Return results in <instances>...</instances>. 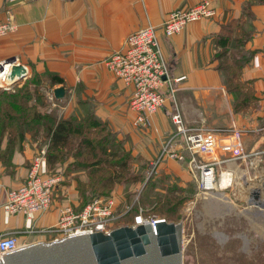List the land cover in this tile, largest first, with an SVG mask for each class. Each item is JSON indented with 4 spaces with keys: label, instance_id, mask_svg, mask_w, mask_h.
Returning a JSON list of instances; mask_svg holds the SVG:
<instances>
[{
    "label": "crops",
    "instance_id": "obj_1",
    "mask_svg": "<svg viewBox=\"0 0 264 264\" xmlns=\"http://www.w3.org/2000/svg\"><path fill=\"white\" fill-rule=\"evenodd\" d=\"M202 1L213 4L215 18L189 24L173 37L163 34L170 13L190 9ZM9 18L18 30L0 38V61L14 60L26 68V75L8 92L14 93L16 88L37 80L30 87L39 86L44 105L36 96L27 104L35 105L38 112L57 111L60 120L61 116L70 117L78 99L89 101L96 119L105 122L119 139L131 138L135 153L152 161L176 131L171 114L177 104L189 128L228 129L226 136H221L228 144L224 158L235 156L238 144L251 155L246 160L227 162V172L233 179L256 167L260 168L256 173L264 171V0H0V23ZM149 25L158 30L175 100L166 86L165 107L144 123L129 107L132 89L105 62L125 49L131 34ZM233 43L237 46L231 50ZM232 54L236 61L242 60L240 81L252 91L242 107H237L236 92L227 89L225 73L219 68L221 56ZM52 76L62 77L64 83H55ZM179 78L184 79L175 81ZM61 86L66 89L64 99L69 98L62 114L60 103L64 99L54 96V90ZM9 141L5 133L0 142V235H18L26 243L48 240V235L26 230L25 217L21 215L13 216L9 223L4 221L2 207L9 191L24 183L34 156L46 145L41 139L32 140L26 132L14 144ZM167 163L163 165L167 171L188 177L185 166L172 160ZM64 186L67 199L38 214L33 221L35 229L54 226L61 208L78 204V191L70 186L66 193Z\"/></svg>",
    "mask_w": 264,
    "mask_h": 264
},
{
    "label": "built area",
    "instance_id": "obj_2",
    "mask_svg": "<svg viewBox=\"0 0 264 264\" xmlns=\"http://www.w3.org/2000/svg\"><path fill=\"white\" fill-rule=\"evenodd\" d=\"M215 16L217 10L210 1H202L190 9L175 10L165 21L163 34L166 37H173L183 32L189 24ZM17 30V24L9 18L0 23V38ZM157 32L156 27L149 25L131 34L126 40L125 49L114 53L105 62L107 68L125 86L132 89L129 107L137 114L138 120L144 123H149L150 118L165 107L166 86L175 100L169 65L163 55ZM13 61L7 63L0 61L1 90L13 89L10 83L15 77H12L11 72L12 68L18 65ZM182 79L184 78L175 81ZM171 120L176 131L152 160L148 170L149 178L158 173L165 162L176 161L183 164L195 180L198 195L204 196L217 190L218 170L223 164L231 160H246L251 156L244 151L242 144H238L235 149L236 155L224 158L222 154L228 150V144L227 139H221V136H226L228 129L189 128L185 126L177 104H174ZM59 181L58 175L49 173L47 149L39 150L33 158L24 183L12 188L8 193V199L2 207L5 223H9L13 216L21 215L25 217L26 230L30 233L48 235L54 240L82 233H110L122 226L135 228L151 224L155 227L158 222L167 221L164 218L145 215L144 209L141 208L133 213L127 223H120V220H124L133 212L135 202L121 206L118 198L110 195L95 197L83 205H66L60 209L58 221L54 226L35 229L33 221L38 214L50 209L53 193ZM24 244L26 242L18 235H0V255L13 252Z\"/></svg>",
    "mask_w": 264,
    "mask_h": 264
},
{
    "label": "rangeland",
    "instance_id": "obj_3",
    "mask_svg": "<svg viewBox=\"0 0 264 264\" xmlns=\"http://www.w3.org/2000/svg\"><path fill=\"white\" fill-rule=\"evenodd\" d=\"M236 44L237 43L231 44L230 49L232 50L237 46ZM223 50L225 51L222 52H226V49ZM232 53L237 54V52L234 53V51H232ZM233 54L231 57L225 55L223 58L222 56V59L219 60L220 65L224 64L226 68H234L235 65H238L237 63L239 60L236 61L237 57H233ZM27 90H29L31 98L33 99V94L39 91V86H27ZM68 100L69 98L61 101V114ZM87 103H89V101L84 102V100L78 99L77 108L71 113L70 117H68L72 118L73 126H86L85 123L89 120L91 123L90 126H94V128L89 129L86 136H90L92 141L101 140V144L104 147L112 148L114 137L120 144L116 149L119 150V159L122 158V168L112 169L115 174L113 185L111 184L112 186H109L106 184L102 190L98 189L102 194H105L102 196L112 195L117 197L121 206L125 204L130 205L135 202L134 205H139L140 209H144L140 204H142L143 201H149V196L158 195L162 197L166 202L165 204L163 203L165 211L162 212L155 209V212L148 216L164 218L174 223L182 222L184 231V264H264V208L254 203L251 204L250 201L255 191L259 190L260 182L264 180V171L256 173V171L260 169L259 167L251 169L249 173L245 171V175L244 171H242L240 172L241 176H237L238 173L236 175L237 177L234 179L232 177L225 187L221 188V176L224 173L229 174L227 172L228 163H225L218 170L219 184L217 185V190L213 193L199 196L196 182L192 176L188 173V177H186V174L184 175L183 173L180 177L171 170L167 171L166 167L163 166L164 164H168L165 162L160 167L158 173L152 178L153 183L149 184L148 170L152 161L145 159L139 153H135V147L132 145L131 138L124 137L119 139L118 135L113 132L105 122L94 121L93 104ZM41 104L44 105V102L42 101ZM53 115L57 116V111H54ZM58 116H60V114H58ZM60 118L62 119L63 117L61 116ZM48 121L49 120L45 121L44 119L42 123H47ZM1 127L2 126H0V128ZM6 127L8 128L5 132L7 130L11 131L9 137L11 139H17L18 134L16 135V126ZM39 129L40 128L37 130ZM28 130L29 131L26 133L29 134L32 140L36 137L37 140L41 139L42 143L46 144L39 149L45 148L47 149V154H49V141L44 133V129L41 128V132H39L37 136L35 133L36 127ZM84 132L85 131L78 134L75 133V129H73V133L70 137L71 145L60 154V160L52 165L48 163L49 173L56 174L60 177V181L53 193L52 204L67 199L62 191L63 185H65L66 193L67 188L70 186L73 190L78 191V184L102 187L100 185L103 179L99 180L95 177L97 184H93V182L86 177L85 172H78V170L75 171V169H73V164L81 163V157H77V155L74 157L73 153L76 152L75 147L80 137L84 136ZM179 164L184 166L181 163ZM59 166L61 167L59 169L60 171L56 173V169ZM261 166H263V164H261ZM77 167L79 166L77 165L76 168ZM100 172L102 173V170ZM96 173L104 177L101 173ZM256 176H258V178ZM162 177L165 179L164 185L160 183ZM151 184H156V186H152ZM94 192L98 191L86 188L87 198H84V200L80 198L78 192V204L87 202ZM259 196L261 199H264V186L260 188ZM136 198L138 199L135 201ZM255 201L259 202L260 199H255ZM142 205L144 206L145 204L143 203ZM148 205L153 206L150 202ZM171 208L172 211L166 213V211ZM128 220L129 219L120 220V223H125ZM50 240L51 238L46 241Z\"/></svg>",
    "mask_w": 264,
    "mask_h": 264
},
{
    "label": "water",
    "instance_id": "obj_4",
    "mask_svg": "<svg viewBox=\"0 0 264 264\" xmlns=\"http://www.w3.org/2000/svg\"><path fill=\"white\" fill-rule=\"evenodd\" d=\"M10 86L18 85L26 75L23 65H15ZM64 86L54 90L58 100L65 98ZM256 190L251 204L264 207ZM255 199H260L259 202ZM182 222H158L135 228L122 226L110 233L76 234L50 241L26 243L19 249L0 255V264H184Z\"/></svg>",
    "mask_w": 264,
    "mask_h": 264
},
{
    "label": "trees",
    "instance_id": "obj_5",
    "mask_svg": "<svg viewBox=\"0 0 264 264\" xmlns=\"http://www.w3.org/2000/svg\"><path fill=\"white\" fill-rule=\"evenodd\" d=\"M222 57V56H221ZM238 65H235L234 68H226L224 64H221L219 68L225 73V85L229 91H235L236 92V104L237 107L242 105H245L247 101H249V98L252 96L251 87L247 84H243L240 81V70L243 67V63L239 62ZM52 81L55 83L63 84L64 79L59 76H52ZM37 83V80H33L27 85L23 86L22 88H16V91L14 93L8 92L5 90L0 89V142L4 136L5 133H8L10 135L11 131L5 130L8 128L6 126H16V135L18 134L17 139H11L10 142L14 144L17 140L23 139L25 132H28V129H34L36 127V136L39 132H41V128L44 129V133L46 134L47 140L49 141L48 144V163L50 165L55 164L58 162L60 154L63 153L64 149H67L68 146L71 145L70 137L73 133V129H75V133L81 134L83 131H85L84 136H81L76 148V152H74L73 156L75 157H81V163L79 164H73V169L78 170V172H85L86 177H88L93 184H97L96 178L99 180L103 179V182L100 186L102 187H96L85 184H78V192L80 195V198L84 200L86 197V188H90L92 190H96L98 192H94L91 196V198L87 201L93 200L97 196H102L105 194H102L100 192L101 189L105 187V185L112 186L113 184V178H114V172L112 169L122 168V158L119 159L118 152L119 150L116 149L120 145L119 142L113 137V147H104L101 143L102 141H92L90 136H86L88 134L89 129H93L94 126H90V121L88 120L85 125L86 126H73L72 118H60L58 120V116L53 115V113H45L42 114L35 109V105H28L27 103L30 101L31 93H29V90H27V86L30 87V84ZM34 97H37L38 102H42V98L39 92H35ZM93 115V114H92ZM30 117V118H29ZM47 121V123L43 122L42 120ZM94 121H99L96 118H94ZM40 128L39 130H37ZM36 139V137L34 138ZM8 153H11L12 149H10V146H8ZM111 149V150H110ZM48 153V152H47ZM77 161V160H76ZM127 161V160H126ZM129 162V161H128ZM79 166L76 168V166ZM102 170V173L100 172ZM110 171V172H108ZM96 172L101 173L103 176H99ZM155 175L151 176L149 178L148 183H153L152 178ZM170 176V174H169ZM96 177V178H95ZM166 178V177H165ZM165 179L162 177L160 180V183H163L164 185ZM112 184V185H111ZM152 186H156V184H151ZM150 185V186H151ZM154 188V187H151ZM144 195V194H143ZM85 202V203H87ZM150 202L151 205L149 206L148 203ZM83 203V204H85ZM145 204L144 207L142 204ZM142 204H140L141 207L144 208V214L149 215L155 212V209L158 211H165L164 204L166 203L162 197H159L158 195L149 196V201L146 200L143 201ZM164 203V204H163ZM82 204V205H83ZM140 207L139 205H134L133 212L124 219H129L132 217L133 213L139 211ZM172 211V208L170 210H167L166 213H169ZM128 220V221H129ZM127 223V221L125 222Z\"/></svg>",
    "mask_w": 264,
    "mask_h": 264
},
{
    "label": "bare ground",
    "instance_id": "obj_6",
    "mask_svg": "<svg viewBox=\"0 0 264 264\" xmlns=\"http://www.w3.org/2000/svg\"><path fill=\"white\" fill-rule=\"evenodd\" d=\"M19 66H21V64H18ZM26 69V68H25ZM232 179V176L230 174H226L224 173L222 176H221V179H220V185H221V188H224L225 185L228 183V181H230ZM264 208V207H262Z\"/></svg>",
    "mask_w": 264,
    "mask_h": 264
}]
</instances>
